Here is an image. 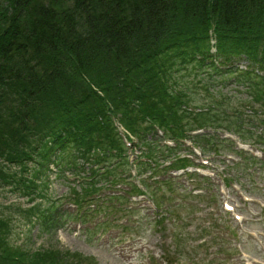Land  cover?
<instances>
[{"label": "trees", "instance_id": "trees-1", "mask_svg": "<svg viewBox=\"0 0 264 264\" xmlns=\"http://www.w3.org/2000/svg\"><path fill=\"white\" fill-rule=\"evenodd\" d=\"M211 33L225 58L220 65L210 55ZM241 57L254 68H225ZM257 67L264 73V0H0V192L35 190L49 165H59L70 153L87 156L93 169L106 164L115 157L112 151L126 148L115 117L128 133L124 136L144 141L134 163L138 174L147 173L141 166L154 174L180 170L189 162L177 154L185 150L180 139L207 142L206 134L192 132L225 122L222 113L208 117L219 112L216 103L206 113L194 112L176 73L207 75L209 85L226 74L238 73L236 82L254 76L247 86L264 104V74ZM156 128L171 134L176 147L146 140ZM55 151L61 154L57 159ZM221 151L220 144L212 147L216 156ZM243 158L252 167L258 162L247 153ZM182 177L157 181L152 193L157 197L155 189L176 186ZM119 178L116 173L112 179ZM5 210L0 204V264L58 261L54 252L29 260L11 246ZM40 212L32 207L26 217L42 220Z\"/></svg>", "mask_w": 264, "mask_h": 264}, {"label": "rangeland", "instance_id": "rangeland-1", "mask_svg": "<svg viewBox=\"0 0 264 264\" xmlns=\"http://www.w3.org/2000/svg\"><path fill=\"white\" fill-rule=\"evenodd\" d=\"M241 61L246 60H235L233 66ZM176 76L181 87L187 89L194 112L206 113L208 105L214 107L216 103L219 112L208 117L222 113L225 122L215 130L200 131L206 134L207 142L180 139L185 150L180 148L177 154L190 162H185V167L204 165L187 168L190 173H198L195 179L185 176L174 188L155 189L156 197L152 193L156 182L170 177L171 170L154 174L141 166L147 173L138 174L133 163L141 155L144 141L135 136L125 140L124 134L128 133L115 117L113 124L126 148L120 154L112 151L115 157L106 164L93 169L87 156L70 153L58 159L59 165H49L35 183L37 190L0 192V204L7 208L5 214L11 221V246L34 261L54 252L58 260L54 264H264V164L259 163L264 160V104L254 99L253 89L247 86L255 77L236 82L238 73L226 74L209 85L207 75L200 78L180 70ZM250 113L253 120L249 119ZM229 122L231 130L226 128ZM156 132H149L146 140L157 139L165 144V139L171 137L165 134L160 141L162 132ZM218 143L222 151L216 156L212 147ZM243 146L257 157L254 167L252 162L243 161ZM60 155L55 151L56 159ZM246 167L248 170L243 171ZM116 173L118 180L112 179ZM82 188L88 190L87 194ZM138 190L143 193L137 194ZM198 194L205 197H192ZM241 200L252 203L245 205ZM36 206L44 219L35 215L29 221L26 211Z\"/></svg>", "mask_w": 264, "mask_h": 264}]
</instances>
